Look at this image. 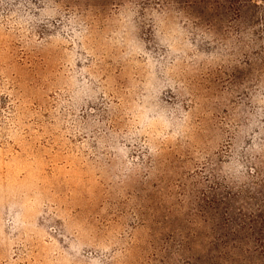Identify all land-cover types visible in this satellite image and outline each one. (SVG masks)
<instances>
[{
	"label": "rangeland",
	"instance_id": "obj_1",
	"mask_svg": "<svg viewBox=\"0 0 264 264\" xmlns=\"http://www.w3.org/2000/svg\"><path fill=\"white\" fill-rule=\"evenodd\" d=\"M184 8L0 0V264L264 260L192 215L264 211V22Z\"/></svg>",
	"mask_w": 264,
	"mask_h": 264
},
{
	"label": "trees",
	"instance_id": "obj_2",
	"mask_svg": "<svg viewBox=\"0 0 264 264\" xmlns=\"http://www.w3.org/2000/svg\"><path fill=\"white\" fill-rule=\"evenodd\" d=\"M116 1V0H111ZM153 3H158L161 5H174V6H182L184 8V12L186 15L191 17L192 22L196 25H205V29L207 31H214L215 33V22H211V20H207L203 17V13L201 11H193L196 7L201 6L206 10L217 11L220 10H231L233 9L235 15V21L237 24L244 25L245 24V17L249 18V23L252 25V20H254L253 24L262 23L264 22V0H151ZM229 3V4H228ZM257 9L259 11L254 12L253 10ZM183 8L179 10L182 12ZM247 11V12H246ZM263 18V21L260 19ZM251 20V21H250ZM249 24V25H250ZM245 65L247 64L244 62ZM218 194H215L217 196ZM204 197V195H202ZM208 200V201H207ZM213 202H217L216 199H212ZM197 207L195 211L192 212L195 217H198L203 221V223L211 225V234L207 237L208 240H223L225 238V232L230 233L231 236H239L241 233L240 226L245 225L246 228L249 229L251 224H256V227L261 224V219L264 216V211L261 212V209H258L259 206H255L250 210L248 207H242L236 210L232 209H223V211L218 210L217 208L211 207V200L209 201L208 198H195ZM209 206L208 210L206 207ZM221 211V212H220ZM245 211V212H243ZM234 215H236L240 221V226L236 224L234 221ZM258 234L262 233V229L257 227ZM225 231V232H224ZM264 232V229H263ZM199 235L197 232H191L190 236L194 238L193 240H198L196 236ZM183 240V239H182ZM246 240H258L256 238H251V236H247ZM264 240V236L263 239ZM178 250L176 253H181L180 248L183 246L182 243H178ZM263 248V246H260ZM180 255V254H179ZM236 261L239 260L240 256L234 255ZM191 258V256L189 257ZM188 259V258H187ZM220 260H212V258L206 257L204 264H238L234 258L231 259H223L219 258ZM193 264V261L192 263ZM243 264H264V260L260 258H256L253 260H245Z\"/></svg>",
	"mask_w": 264,
	"mask_h": 264
}]
</instances>
